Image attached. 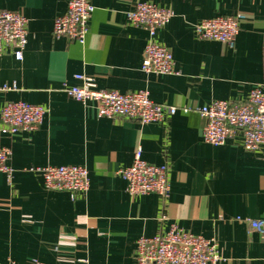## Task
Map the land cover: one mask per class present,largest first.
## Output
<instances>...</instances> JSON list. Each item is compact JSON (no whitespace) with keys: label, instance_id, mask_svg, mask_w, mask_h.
I'll return each mask as SVG.
<instances>
[{"label":"crops","instance_id":"crops-1","mask_svg":"<svg viewBox=\"0 0 264 264\" xmlns=\"http://www.w3.org/2000/svg\"><path fill=\"white\" fill-rule=\"evenodd\" d=\"M71 0H0V10L24 15L23 59L0 56V147H9L12 179L0 172V264H137L138 241L177 226L213 240L218 264H264V151L249 152L241 133L222 146L205 143L197 109L218 100L244 102L264 87V0H89L94 11L83 44L53 37L54 20ZM138 2L173 11L157 41L174 58L175 75L142 71L147 30L128 13ZM244 15L234 48L198 37L196 27L218 16ZM75 75L100 90L148 91L179 111L161 122L99 118L65 89ZM7 87L9 90H4ZM47 108L35 131L1 130L7 102ZM192 109L184 113L180 109ZM137 151L169 168L170 192L131 195L118 173ZM88 169L83 193L50 191L31 167Z\"/></svg>","mask_w":264,"mask_h":264},{"label":"built area","instance_id":"built-area-1","mask_svg":"<svg viewBox=\"0 0 264 264\" xmlns=\"http://www.w3.org/2000/svg\"><path fill=\"white\" fill-rule=\"evenodd\" d=\"M94 7L89 0H71L67 12L57 17L53 25V37H66L83 44L89 32V21ZM128 21L148 31L142 71L158 75H175V61L171 51L157 41L158 31L173 17V11L150 2H138L127 15ZM244 15L218 16L202 21L196 27L198 37L217 41L229 48L236 45ZM27 19L24 15L0 10V56L11 51L16 60L23 59L28 43ZM78 85L67 87L65 92L73 99L91 103L99 118L133 119L143 124L161 122L176 114L179 109L154 102L148 91L120 93L98 89L95 79L75 75ZM4 90H9L5 87ZM184 113L192 109L181 108ZM205 119L203 139L205 143L222 146L237 133L243 136V146L249 152L264 151V87L255 86L244 102L218 100L197 109ZM47 108L23 101L7 102L1 112V130L14 136L23 131H35L43 123ZM12 150L0 147V172L12 179L9 165ZM30 172L42 176L44 187L50 191L83 193L90 187L87 168L76 165L31 167ZM126 181V190L131 195L157 194L167 197L170 192L169 168L156 166L142 158L141 151L135 154L130 167L118 172ZM252 228L264 235V223L252 222ZM220 256L213 240L194 235L172 226L169 231L138 241L137 264H218ZM34 264H43L35 261ZM80 264H90L83 259Z\"/></svg>","mask_w":264,"mask_h":264}]
</instances>
